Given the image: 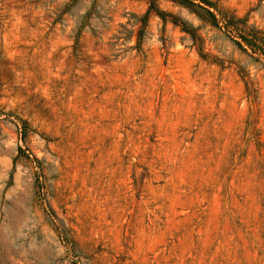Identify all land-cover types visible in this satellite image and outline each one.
<instances>
[{
	"label": "rangeland",
	"instance_id": "374dc122",
	"mask_svg": "<svg viewBox=\"0 0 264 264\" xmlns=\"http://www.w3.org/2000/svg\"><path fill=\"white\" fill-rule=\"evenodd\" d=\"M264 29V0H212ZM0 0V264H264V62L171 0Z\"/></svg>",
	"mask_w": 264,
	"mask_h": 264
},
{
	"label": "trees",
	"instance_id": "16d2710c",
	"mask_svg": "<svg viewBox=\"0 0 264 264\" xmlns=\"http://www.w3.org/2000/svg\"><path fill=\"white\" fill-rule=\"evenodd\" d=\"M148 3L145 12L138 18V27L135 31V46L139 48L140 41L143 37L145 27L147 25L148 17L151 12L157 14L162 21L169 19L174 25L179 26L181 31L186 33L197 45V49L201 55L202 49L199 46L202 38L198 33V27L188 23L179 16L171 14L158 7V0H146ZM180 6L186 8L195 17L208 24L211 27L225 33L232 43L242 50L256 56L258 60L264 62V29L258 28L249 24L247 18L244 16H237L236 14L224 10L212 0H171Z\"/></svg>",
	"mask_w": 264,
	"mask_h": 264
}]
</instances>
